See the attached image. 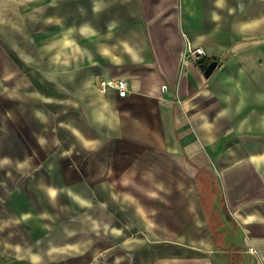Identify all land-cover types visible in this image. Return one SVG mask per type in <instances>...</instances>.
<instances>
[{
  "label": "crops",
  "instance_id": "crops-1",
  "mask_svg": "<svg viewBox=\"0 0 264 264\" xmlns=\"http://www.w3.org/2000/svg\"><path fill=\"white\" fill-rule=\"evenodd\" d=\"M33 13L30 118L50 163L33 178L43 200L22 190L6 221L20 241L1 264H264V0H0L4 30ZM109 78L131 92L101 93ZM237 93L253 96L242 117Z\"/></svg>",
  "mask_w": 264,
  "mask_h": 264
},
{
  "label": "rangeland",
  "instance_id": "rangeland-1",
  "mask_svg": "<svg viewBox=\"0 0 264 264\" xmlns=\"http://www.w3.org/2000/svg\"><path fill=\"white\" fill-rule=\"evenodd\" d=\"M26 17L27 21L23 24L22 31L18 29L9 31L4 30L3 24L7 16L0 15V264L4 261L3 253L11 245L10 243L20 241L6 239V227L19 226V223L12 224L6 221L18 220L19 212L16 207H19L22 190L33 187L28 191L29 195H37L39 200H43L42 193L34 189L36 186L33 184V178L37 168L41 169L42 166L50 163L49 159L43 158L46 149L43 148V143L37 142L35 136L38 125L41 132V124L37 123L34 116L30 118L31 108L39 104L40 100L36 99V95L31 94V90H35L36 86V15L33 13ZM9 71L12 72V79H5L4 74ZM19 77H22V81L27 79L28 87L23 84L21 86L25 88L23 98L28 111L20 110ZM252 97L238 93L234 96L237 117L248 114L251 106L249 101ZM237 129L243 132L248 128L238 127ZM204 139L208 141L204 143L205 149L242 151L250 148L258 150L262 138ZM214 194L216 201L222 206L217 190ZM61 200L64 201L62 198ZM45 208L49 213L53 212L47 205ZM240 249L243 252L244 248L240 247Z\"/></svg>",
  "mask_w": 264,
  "mask_h": 264
},
{
  "label": "built area",
  "instance_id": "built-area-1",
  "mask_svg": "<svg viewBox=\"0 0 264 264\" xmlns=\"http://www.w3.org/2000/svg\"><path fill=\"white\" fill-rule=\"evenodd\" d=\"M185 56H190L197 64L202 65L207 53L203 47L192 48L188 45ZM98 89L101 93H106L109 89H115L120 97H125L131 92L128 81L124 78L100 79L98 82ZM162 89L166 91L168 86L163 85Z\"/></svg>",
  "mask_w": 264,
  "mask_h": 264
},
{
  "label": "water",
  "instance_id": "water-1",
  "mask_svg": "<svg viewBox=\"0 0 264 264\" xmlns=\"http://www.w3.org/2000/svg\"><path fill=\"white\" fill-rule=\"evenodd\" d=\"M217 65H218V62L217 61L210 62L209 65L204 70V76L206 78L210 77V75L212 74V72L214 71V69L217 67Z\"/></svg>",
  "mask_w": 264,
  "mask_h": 264
}]
</instances>
